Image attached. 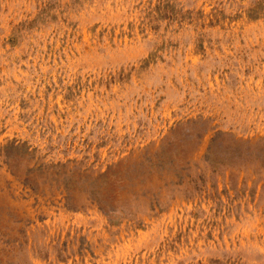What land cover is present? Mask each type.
<instances>
[{"label":"rangeland","instance_id":"rangeland-1","mask_svg":"<svg viewBox=\"0 0 264 264\" xmlns=\"http://www.w3.org/2000/svg\"><path fill=\"white\" fill-rule=\"evenodd\" d=\"M0 264H264V0H0Z\"/></svg>","mask_w":264,"mask_h":264}]
</instances>
